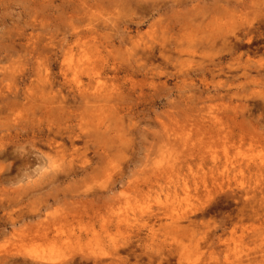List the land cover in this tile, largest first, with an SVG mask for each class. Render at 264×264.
<instances>
[{
    "label": "rangeland",
    "instance_id": "1",
    "mask_svg": "<svg viewBox=\"0 0 264 264\" xmlns=\"http://www.w3.org/2000/svg\"><path fill=\"white\" fill-rule=\"evenodd\" d=\"M30 1L0 0V150L32 151L30 137L50 133L65 152L38 136L35 148L63 171L55 179L36 160L25 178L15 174L19 161L0 157L8 175L0 177V259L263 264L264 0H237L245 3L237 9L144 0L146 10ZM74 33L95 56L62 79L61 56H51ZM91 82L106 87L112 108L77 102L76 86ZM70 128L78 151L65 138ZM36 170L47 174L37 179ZM46 229L62 239L49 243ZM78 231L81 242L67 246L65 234Z\"/></svg>",
    "mask_w": 264,
    "mask_h": 264
},
{
    "label": "bare ground",
    "instance_id": "2",
    "mask_svg": "<svg viewBox=\"0 0 264 264\" xmlns=\"http://www.w3.org/2000/svg\"><path fill=\"white\" fill-rule=\"evenodd\" d=\"M32 1H34L35 3L37 2V1H35V0H31L30 2L32 3ZM89 1H93V0H61V2L63 3H65L66 4V6L67 7H70L71 8V6L73 5V3H76V2H78V6H79V3H81L80 5L81 6H85V5H83V4H86L87 2H89ZM95 1V0H94ZM97 1V0H96ZM117 1H118V3H117ZM188 1V0H187ZM186 0H175L174 2L175 3H177L178 4V6L179 5H181V4H183L184 5V3H186L187 2ZM211 1H213V0H211ZM215 2V4H217L216 2H220L221 0H214ZM253 1V0H252ZM21 2V1H20ZM28 2V1H27ZM26 2V3H27ZM53 1L52 0H39V3H49V5H50V3H52ZM109 2H114L115 4L117 3V5H119L120 4V7L119 8H121V7H123V6H132V4L134 5V6H132V7H135V8H145V6H147L145 3H147L146 1H145V3H144V0H109L108 1V3ZM151 2V1H150ZM174 2H171V3H169V4H172V3H174ZM222 2L225 4V6H231V7H233V8H235V9H237V7H240V6H242L243 5V3H244V1H243V3H241V2H238L237 0H222ZM221 2V3H222ZM247 2H248V0H247ZM249 2H251V1H249ZM63 3V4H64ZM93 3V2H92ZM107 3V4H108ZM159 3V2H158ZM166 3H168V1L167 2H165V4ZM189 3V2H188ZM204 3H205V1H204ZM212 3V2H211ZM213 3V4H214ZM222 3V4H223ZM253 3V2H252ZM251 3V4H252ZM98 4H101V3H98ZM196 4H198V3H196ZM90 5V4H89ZM117 5H116V7H117ZM122 5V6H121ZM158 5V4H157ZM161 5H163V4H161ZM190 5V4H189ZM212 5V4H211ZM244 5H245V3H244ZM244 5H243V7H244ZM39 6H40V4H39ZM51 6V5H50ZM58 5H55V8L57 7ZM88 6V5H87ZM115 6V5H114ZM152 6H154V5H152ZM167 6V5H166ZM182 6V5H181ZM220 6H222V5H220ZM229 6V7H230ZM52 7H54V4H53V6ZM61 7V6H60ZM65 7V6H64ZM73 7H74V5H73ZM131 7V8H132ZM149 7V6H148ZM155 7V6H154ZM187 7V6H186ZM185 7V8H186ZM197 7H199V6H197ZM214 7V6H213ZM216 7V6H215ZM223 7V6H222ZM229 7L227 8V9H229ZM118 8V7H117ZM147 8V7H146ZM146 8H145V10H146ZM152 8V7H151ZM151 8H150V10H151ZM178 8V7H177ZM181 8V7H180ZM184 8V7H183ZM183 8H181V9H183ZM188 8V7H187ZM219 8V7H218ZM36 9V8H35ZM45 9V8H44ZM43 9V10H44ZM149 9V8H148ZM147 9V10H148ZM157 9V8H156ZM163 9V8H162ZM166 9H168L169 10V8H167L166 7ZM173 9H175V8H173ZM191 9H193V11H194V9L195 8H191ZM216 9V8H215ZM240 9H242V8H240ZM139 10V9H138ZM150 10H149V12H150ZM152 10H153V8H152ZM160 10V9H159ZM164 10V9H163ZM176 10V9H175ZM45 11V10H44ZM142 11V10H141ZM167 11V10H166ZM166 11L163 13V11L161 12V14H160V16L161 15H166ZM182 11V10H181ZM192 11V10H191ZM198 11V10H197ZM197 11L195 10V12L197 13ZM169 12V11H168ZM176 12V11H175ZM178 12V11H177ZM187 12H188V10H187ZM70 13V12H69ZM171 13H174V11L172 10L171 11ZM195 13V14H196ZM169 14H170V12H169ZM188 14V13H187ZM189 14H191V15H193L194 13L192 12V13H189ZM188 14V15H189ZM172 15V14H171ZM177 15H178V13H177ZM176 15V16H177ZM179 15H180V13H179ZM182 15V14H181ZM187 15V16H188ZM159 16V15H158ZM183 16V15H182ZM166 17V16H165ZM167 17H169L170 18V15L169 16H167ZM184 17V16H183ZM165 19H167V18H165ZM192 19V18H191ZM190 19V17H189V21L191 20ZM194 19V18H193ZM192 19V20H193ZM181 20H185V19H181ZM191 20V21H192ZM110 21V20H109ZM186 21V20H185ZM190 21V22H191ZM111 22H113V19H112V21ZM174 22V21H173ZM176 22H180L179 20H177ZM114 23V22H113ZM169 23V22H168ZM108 24V23H107ZM107 24H105V25H107ZM166 24H167V22H166ZM109 25H112V24H110L109 23ZM165 25V24H164ZM163 25V26H164ZM171 25H172V23H171ZM161 26V25H160ZM167 26H168V24H167ZM111 28H112V26H110ZM160 28V27H159ZM170 28H171V26H170ZM109 29V28H108ZM167 31V30H166ZM162 33H163V30H162ZM106 34V33H105ZM164 34V33H163ZM107 36H108V33H107ZM106 36V37H107ZM111 36V35H110ZM163 36H165V34L163 35ZM163 36H162V34H161V37L163 38ZM223 37L225 36L224 34L222 35ZM226 37V36H225ZM105 38V37H104ZM103 38V39H104ZM213 38H214V36H213ZM212 38V39H213ZM215 38H216V36H215ZM105 39H107V38H105ZM208 39H209V37H208ZM207 39V40H208ZM223 40H225V39H227V38H222ZM233 39V38H232ZM80 40H81V37L79 36V34L78 33H74L73 35H71L70 37H69V39H67L66 41H65V43H64V45H63V47L62 48H60V50H59V53H60V55H58L59 53H57V52H53V55L51 56V59H54L55 61L56 60H58L59 59V57L61 56V59H60V66H59V69H60V71H61V77H62V79H65L66 78V74H65V71H70V72H76V70L75 69H78V68H80V67H82L81 68V70L82 69H86L87 68V66L89 65V64H91L92 63V61H89L90 60V58L92 57V56H95V53L94 52H92L91 54L89 53V52H87V50H86V48L84 47V48H82L81 47V44H80ZM222 40V41H223ZM221 41V40H220ZM233 41V40H232ZM246 41V40H245ZM244 41V42H245ZM224 42V41H223ZM226 42V41H225ZM250 42V41H249ZM207 43H208V41H207ZM209 43H211V42H209ZM213 43V42H212ZM211 43V44H212ZM235 43H237V41H235L234 42V44ZM211 44H209V45H211ZM214 44V43H213ZM224 44V43H223ZM232 44V43H231ZM230 44V45H231ZM225 45H227L226 43H225ZM245 45H246V43H245ZM240 45H238V47H239ZM249 46V45H248ZM152 48H153V46H151ZM234 47V46H233ZM240 47H243V46H240ZM150 48V47H149ZM151 48V49H152ZM164 48V47H163ZM225 48V47H224ZM157 49V48H156ZM158 49H160V48H158ZM224 50V49H223ZM230 50V49H229ZM113 51V50H112ZM112 51L111 50H108L107 51V53L108 54H111L112 53ZM157 51V50H156ZM96 52H97V54H99L100 52L99 51H97L96 50ZM114 53L116 52V51H113ZM161 53V55L163 56L164 54H162V51L160 50V51H157V53ZM52 53V52H51ZM148 53H152V50H148V52L145 54V53H143V54H145V55H147ZM156 53V54H157ZM164 53H165V50H164ZM228 53L230 54V51H228ZM232 53H234V52H232ZM135 55H137V54H135ZM149 55V54H148ZM152 55V54H151ZM160 55V54H159ZM144 56V55H143ZM142 56V58H144ZM154 56V55H153ZM152 56V57H153ZM169 57H170V55H168ZM135 57V56H134ZM152 57H146L147 58V60H150ZM160 57V56H159ZM48 58H50V56H48ZM76 58V59H75ZM136 58L137 57H135V60L134 61H137L136 60ZM138 58H139V60H140V56H138ZM146 58L143 60V59H141V60H143V61H145L146 60ZM154 58H155V56H154ZM154 58H152V59H154ZM164 58V57H163ZM172 58V57H171ZM139 62V61H138ZM170 62V61H169ZM59 65V64H58ZM80 70V69H79ZM39 76L37 77V80H39V82H41L42 81V83L44 84L45 82H47V85H48V82H49V79H48V76H47V74L46 75H44V76H42V77H40V74H38ZM94 75V76H93ZM51 76V75H50ZM49 76V78H51ZM99 75H95V74H92V75H90V76H88V80H90L91 79V77L93 78V81L92 82H95V80H94V77H98ZM34 77H36V74H34ZM51 80V79H50ZM44 81V82H43ZM96 81H98V80H96ZM91 82V85L90 86H88V88L90 89H92V91H87V89L85 88V86L84 85H78V86H76V88H75V90L77 91V93L76 94H74V97H76V95H77V97H78V103H80V104H83V106H85V105H88L89 104V106H90V104L92 105H95V107L97 106L98 107V109H99V107H100V109H102V108H104V109H106V108H112V105H110L109 103H110V94L109 93H104V89L106 90V87L105 86H103V87H101L102 86V83H92ZM51 83V82H50ZM95 84V85H94ZM42 86H44V85H42ZM50 86H51V84H50ZM50 86H49V88H50ZM75 93V92H74ZM72 96V95H71ZM75 99V98H74ZM74 99H73V101H74ZM72 100V99H71ZM72 101V102H73ZM65 102H67V101H65ZM75 102V101H74ZM76 103V102H75ZM95 103V104H94ZM68 107V106H67ZM96 107V108H97ZM85 108H87L86 106H85ZM88 109V108H87ZM57 110H61L62 111V108L60 107V108H58ZM88 111V110H87ZM95 111V110H94ZM97 111V110H96ZM88 112H90V111H88ZM93 112V111H92ZM60 114V113H59ZM73 114V113H72ZM74 115V114H73ZM91 115H92V113H91ZM69 117V116H68ZM70 118V117H69ZM68 127V126H67ZM69 128V127H68ZM71 129L72 128H70V129H65L67 132L65 133V135H66V137L65 138H68V139H70V140H68V142L70 141V147H71V149L70 150H72V151H78V149L77 148H75V144H74V138H77V136H79V135H76V134H72L73 132L71 131ZM53 131H56V130H53ZM59 131V130H58ZM69 132V133H68ZM49 133V132H48ZM57 133H59V132H57ZM67 133H68V136H67ZM75 133V132H74ZM50 134V133H49ZM48 134V135H49ZM48 135L47 136H45L44 135V137L40 134V133H34L33 135H32V137H30V139H31V145H32V147H33V149H32V151H31V149H27L25 152L23 151H21V150H17L16 148H17V145H14L15 147H11L10 149H5V150H7V151H2V150H0V157H4V158H13V159H16L17 161H19V163H18V165L15 167V174H19V175H23L25 178H30L31 176H27V175H31V174H27V171H28V169H30V167H33L32 165L33 164H35L34 162H36V160H40L39 161V163H41L44 167H46V168H48L47 170H50L49 172H48V174L49 175H52L53 176V178H57L58 176V173L57 172H61L62 173V171L63 170H58L57 169V167H59V164L57 163V164H55L54 163V161H52V158L53 157H51V159H50V157H47L48 155L45 153V152H43V151H41V149L40 148H35V139L37 138V136L38 137H42V139H41V141H43V144H45L48 148H50V150H52V149H55L54 151L56 152H60V153H62L63 151L65 152V150L63 149V145H61L60 147H62V149L61 150H59L58 148H59V145H58V143H57V141L54 139L55 137H52V136H49L48 137ZM52 135V134H51ZM53 135H56L55 133H53ZM60 135V134H59ZM58 135V136H59ZM16 136H18V135H16ZM63 136V135H62ZM20 137V136H19ZM51 137V138H50ZM38 140V139H37ZM60 140H62V139H60ZM38 141H40V140H38ZM86 148V147H85ZM24 149V148H23ZM40 149V150H39ZM67 151V150H66ZM52 152H53V150H52ZM63 152V153H64ZM22 153V154H21ZM56 155V154H55ZM57 157H59L58 156V154L56 155ZM56 156H54V157H56ZM60 159H62V158H60ZM47 162H49V163H47ZM38 163V162H37ZM53 163V164H52ZM48 164V165H47ZM37 167V166H36ZM36 167H35V169H36ZM39 168H40V166H38ZM0 168H1V166H0ZM32 169V168H31ZM30 169V170H31ZM35 169H32L31 170V172H29V173H32L33 171H35ZM41 169V168H40ZM39 169V170H40ZM61 169V168H60ZM75 169H77V168H75ZM74 169V167H73V169H68V171H70V172H72L73 171V174H74V172H80V173H84L85 172V170H84V168L83 169H80V171H76ZM45 170V169H44ZM46 170V171H47ZM0 177H8V175H5V173H3L2 172V170L0 169ZM37 171V179H39L43 174L45 175V174H47V172L46 171H38V170H36ZM65 172V176L67 177L68 175H70V173L69 172ZM42 172V173H41ZM26 173V174H25ZM34 173V172H33ZM69 173V174H68ZM75 173V174H76ZM72 174V175H73ZM63 175H64V173H63ZM36 179V180H37ZM33 181L35 180V179H32ZM111 210H114V208L113 209H111ZM114 212V211H113ZM112 216H113V218L112 219H116L117 221H120L121 220V215H120V213H113L112 214ZM102 218V217H101ZM110 219V218H109ZM108 219V220H109ZM101 220H104V219H101ZM106 221V220H105ZM103 222V221H102ZM182 227V226H181ZM183 228V227H182ZM180 229V228H179ZM176 230V229H175ZM86 234V233H85ZM42 235H43V237L46 239V241H48L49 243H56V242H58V240L59 239H62L61 237H59L58 235H54V234H52L50 231H47V229L42 233ZM86 238V237H85ZM83 238H82V233H81V231H78V232H75V233H73V232H71V233H67V234H65V236H64V238H63V241H64V243L67 245V246H71V247H73L74 245H76V243H79V242H81V240H82ZM180 258V257H179ZM89 259V258H88ZM181 259V258H180ZM9 260H11V262H8ZM70 260V259H69ZM68 260V262H72L73 260H70L69 261ZM81 260V259H80ZM84 260V259H83ZM82 260V261H83ZM91 260V259H90ZM180 261H182V260H179L178 259V263H180V264H182V262H180ZM65 262V264L66 263H68V262H66V261H64ZM90 262V261H89ZM74 263V262H73ZM78 263V262H77ZM175 263H177V260H176V262ZM177 263V264H178ZM184 263H186V262H184ZM195 263V262H194ZM0 264H26L25 263V261L24 260H22V261H20L19 263H17V261H16V259L14 260V259H11V257H3L2 259H0ZM62 264V263H61ZM64 264V263H63ZM71 264V263H70ZM83 264H85V263H83ZM87 264V263H86ZM93 264H96V262H95V260L93 261ZM189 264H192V263H189ZM264 264V263H263Z\"/></svg>",
    "mask_w": 264,
    "mask_h": 264
}]
</instances>
